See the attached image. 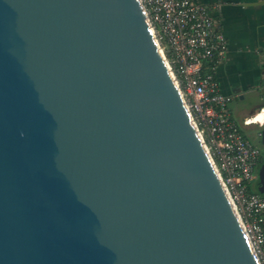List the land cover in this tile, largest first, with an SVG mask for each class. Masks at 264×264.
<instances>
[{
	"label": "water",
	"instance_id": "water-1",
	"mask_svg": "<svg viewBox=\"0 0 264 264\" xmlns=\"http://www.w3.org/2000/svg\"><path fill=\"white\" fill-rule=\"evenodd\" d=\"M0 264H260L139 0H0Z\"/></svg>",
	"mask_w": 264,
	"mask_h": 264
},
{
	"label": "built area",
	"instance_id": "built-area-1",
	"mask_svg": "<svg viewBox=\"0 0 264 264\" xmlns=\"http://www.w3.org/2000/svg\"><path fill=\"white\" fill-rule=\"evenodd\" d=\"M155 41L260 264H264V199L252 189L259 154L246 136L264 123V107L239 123L217 81L227 40L214 8L196 0H139ZM262 78L264 81V50ZM259 115L260 119L256 117Z\"/></svg>",
	"mask_w": 264,
	"mask_h": 264
},
{
	"label": "crops",
	"instance_id": "crops-1",
	"mask_svg": "<svg viewBox=\"0 0 264 264\" xmlns=\"http://www.w3.org/2000/svg\"><path fill=\"white\" fill-rule=\"evenodd\" d=\"M196 1L214 8L219 29L227 40V56L216 77L221 92L231 98L229 109L233 117L242 123L264 104L263 59L260 56L264 50V0ZM251 94L259 95L256 104L243 109L242 105L232 103L243 101ZM235 113H243L241 122L234 116Z\"/></svg>",
	"mask_w": 264,
	"mask_h": 264
},
{
	"label": "flooded vegetation",
	"instance_id": "flooded-vegetation-1",
	"mask_svg": "<svg viewBox=\"0 0 264 264\" xmlns=\"http://www.w3.org/2000/svg\"><path fill=\"white\" fill-rule=\"evenodd\" d=\"M246 136L256 146L259 154L252 189L264 199V123L261 127L247 130Z\"/></svg>",
	"mask_w": 264,
	"mask_h": 264
},
{
	"label": "rangeland",
	"instance_id": "rangeland-1",
	"mask_svg": "<svg viewBox=\"0 0 264 264\" xmlns=\"http://www.w3.org/2000/svg\"><path fill=\"white\" fill-rule=\"evenodd\" d=\"M258 101H259V95L251 94L249 96H246L245 100H243V101L235 100V101H232V103L236 102L238 105H242L243 109H245L250 104H256ZM263 103H264V101H263ZM261 107H264V104ZM233 114H234V112H233ZM242 114L243 113H238V114L235 113L234 116L241 122ZM255 127L256 126H250L247 129L250 130V129H253Z\"/></svg>",
	"mask_w": 264,
	"mask_h": 264
},
{
	"label": "clouds",
	"instance_id": "clouds-1",
	"mask_svg": "<svg viewBox=\"0 0 264 264\" xmlns=\"http://www.w3.org/2000/svg\"><path fill=\"white\" fill-rule=\"evenodd\" d=\"M262 112H264V110H262ZM256 119H257V120H259V119H260V117H256Z\"/></svg>",
	"mask_w": 264,
	"mask_h": 264
},
{
	"label": "bare ground",
	"instance_id": "bare-ground-1",
	"mask_svg": "<svg viewBox=\"0 0 264 264\" xmlns=\"http://www.w3.org/2000/svg\"><path fill=\"white\" fill-rule=\"evenodd\" d=\"M257 117H259V115Z\"/></svg>",
	"mask_w": 264,
	"mask_h": 264
}]
</instances>
